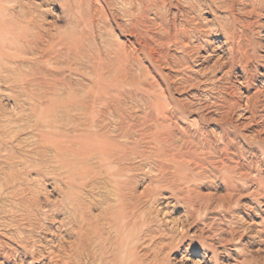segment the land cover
Wrapping results in <instances>:
<instances>
[{
    "label": "rangeland",
    "instance_id": "rangeland-1",
    "mask_svg": "<svg viewBox=\"0 0 264 264\" xmlns=\"http://www.w3.org/2000/svg\"><path fill=\"white\" fill-rule=\"evenodd\" d=\"M225 1L0 0V264H264V0Z\"/></svg>",
    "mask_w": 264,
    "mask_h": 264
},
{
    "label": "bare ground",
    "instance_id": "bare-ground-1",
    "mask_svg": "<svg viewBox=\"0 0 264 264\" xmlns=\"http://www.w3.org/2000/svg\"><path fill=\"white\" fill-rule=\"evenodd\" d=\"M240 1V3L241 4H243V3H247V2H250V4L251 5H255L254 3L256 2H258V1H260V0H239ZM245 3V4H246ZM203 4H205L208 8H210V9H212V8H214V7H217V8H219V7H233L234 6V3H232V4H228L225 0H204V2H203ZM226 4H228V5H230V6H227ZM186 5V4H185ZM199 5L200 4H198V5H192L191 7H189L188 9H186V8H183L181 11H182V14H183V16H186L187 18L185 19V22H186V25H184V27H183V33H185V39H188L187 37H186V35H190V32H192V29L190 28V27H188L187 26V23H189L190 22V14L191 13H195V12H197L198 10H199ZM250 5V6H251ZM257 5V4H256ZM190 6V5H189ZM247 6H249V5H247ZM186 7V6H185ZM206 8V7H205ZM254 8V7H253ZM203 9V8H202ZM252 9V8H251ZM250 9V10H251ZM264 10V9H263ZM200 11V10H199ZM258 11H259V9H258ZM250 12V11H249ZM257 12V11H256ZM198 15V14H197ZM193 29H195L196 30V32L197 31H199L197 28H193ZM185 39L183 40V41H181L180 43H182L183 44V48L185 49V51L188 53V50H187V46H188V43H186L185 42ZM91 101V100H90ZM103 102H104V100H102ZM83 107V106H82ZM81 107V108H82ZM80 108V107H79ZM93 138V137H92ZM106 142H107V145H106V148H105V151L102 153V155L103 156H107V157H109V156H112V155H114L117 151H120L121 150V148H122V144L120 143V142H114V141H111L110 140V138L109 137H107L106 138ZM118 154V153H117ZM8 158V157H7ZM5 160V159H4ZM6 160H8V159H6ZM10 161H12V159H10ZM4 163H7V164H9L8 163V161H4ZM114 182H115V184L116 185H118V186H121V184H120V182H121V180L119 179V178H115L114 179ZM22 190V189H21ZM20 190V191H21ZM31 193V192H30ZM19 195V194H18ZM72 225V224H71ZM61 228V227H60ZM3 230V229H2ZM20 231V230H19ZM22 231V230H21ZM23 233H24V231H23ZM87 233V232H86ZM19 234H21V233H19ZM18 234V235H19ZM15 234H13L12 236H14ZM26 235V234H25ZM81 235V234H80ZM83 235V234H82ZM17 236V235H16ZM11 237V236H10ZM90 237H92V236H90ZM22 238V237H21ZM29 238V237H28ZM83 238H85V237H83ZM89 238V237H88ZM90 239V238H89ZM80 240H82V242L81 243H83V242H85V239H80ZM17 241V240H16ZM29 241H28V239H21V240H19V242L18 243H20L21 245H23V247H27V243H28ZM77 242V241H76ZM90 242H92V241H90L89 240V243ZM95 242V241H94ZM100 243V242H99ZM79 244V246H78V248L79 249H82V250H84L85 252H84V254H85V256L87 257V259H89V261H90V258H92L91 260H94V257H95V254H92L91 252H89L90 250H89V247L86 245V243H85V245L87 246L86 248L84 247V244H80V243H77L76 245H75V247H77V245ZM93 244V243H92ZM96 244H97V242H96ZM95 244V245H96ZM81 245V246H80ZM94 245V246H95ZM101 245V244H100ZM90 246V245H89ZM93 246V247H94ZM97 246V245H96ZM47 247V246H46ZM84 247V248H83ZM90 247H92V246H90ZM98 247V246H97ZM78 248H77V250H78ZM104 247H103V245L101 246V247H99V250H100V253H102V255L103 254H105V250L103 249ZM93 249V248H92ZM98 249V248H97ZM41 250V249H40ZM14 251H16V250H14ZM38 251V250H37ZM83 252V251H82ZM17 253V252H16ZM40 253H42V252H40ZM80 253V252H79ZM83 254V255H84ZM77 255V254H76ZM81 255V254H80ZM16 256V255H15ZM79 256V255H78ZM82 256V255H81ZM77 257V256H76ZM80 257V256H79ZM112 257V256H111ZM110 257V258H111ZM82 258H84V257H82ZM104 258V257H103ZM102 257H101V259H103ZM107 259V258H106ZM87 261V260H86ZM92 262V261H91ZM104 264H109V262L107 261V262H105Z\"/></svg>",
    "mask_w": 264,
    "mask_h": 264
}]
</instances>
